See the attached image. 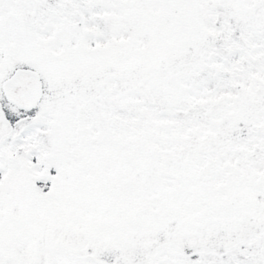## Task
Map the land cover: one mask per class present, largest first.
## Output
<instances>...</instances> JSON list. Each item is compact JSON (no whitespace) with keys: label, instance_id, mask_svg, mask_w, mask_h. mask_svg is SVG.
<instances>
[{"label":"snow or ice","instance_id":"1","mask_svg":"<svg viewBox=\"0 0 264 264\" xmlns=\"http://www.w3.org/2000/svg\"><path fill=\"white\" fill-rule=\"evenodd\" d=\"M0 264H264V0H0Z\"/></svg>","mask_w":264,"mask_h":264}]
</instances>
